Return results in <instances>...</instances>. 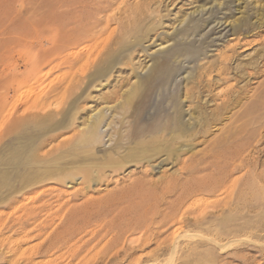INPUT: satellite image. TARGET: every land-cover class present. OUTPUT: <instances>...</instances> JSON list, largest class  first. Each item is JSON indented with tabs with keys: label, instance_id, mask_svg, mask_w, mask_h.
<instances>
[{
	"label": "rangeland",
	"instance_id": "rangeland-1",
	"mask_svg": "<svg viewBox=\"0 0 264 264\" xmlns=\"http://www.w3.org/2000/svg\"><path fill=\"white\" fill-rule=\"evenodd\" d=\"M125 1L105 10L113 17L110 28L117 30L102 61L78 76L61 113L44 119L17 104L6 136L0 129V264H264L263 101L231 147L213 158H204L203 152L218 126L201 129L178 151L179 144L166 147L169 138L163 136L159 145L148 144L150 151L136 149L139 156L111 167L104 158H116L108 139L119 114L111 127H103L107 135L99 150L89 153L93 162L69 147L78 141L84 122L100 110L108 109V116L120 107L137 111L136 129L163 108L171 111L173 99L185 97L184 88L215 61L243 18L256 29L243 26L250 31L244 38L250 43L236 48L231 67L251 66L264 48V0ZM75 3L0 0V28L14 29L19 37L35 31L48 37L41 25L49 19L44 12H77ZM119 24L126 30L118 29ZM19 48L27 57L25 48ZM66 58L42 69L47 75L32 87L34 94L66 75ZM252 77L251 92L240 105L264 86V74ZM246 82L235 81L240 86ZM172 90L176 94L169 98ZM57 123L62 132L38 137L44 127ZM66 141L68 147L60 145ZM32 146L36 148L30 151ZM84 167L94 173L83 179Z\"/></svg>",
	"mask_w": 264,
	"mask_h": 264
},
{
	"label": "bare ground",
	"instance_id": "bare-ground-1",
	"mask_svg": "<svg viewBox=\"0 0 264 264\" xmlns=\"http://www.w3.org/2000/svg\"><path fill=\"white\" fill-rule=\"evenodd\" d=\"M75 2V4L80 6L79 10L76 9L77 12H44L43 17L46 15L45 17L49 19L41 21V25L47 27L49 32L48 37L40 35L37 31L28 34V36L23 35L19 37L15 35L14 29H8L7 26L0 28V36L3 34L7 35L5 38L0 39V129H4L1 135L6 136L8 133V121L15 113L17 104L25 107L22 110L23 112L30 108L33 115H39L44 119L50 120L54 112L55 115L56 113H61L67 104L72 86L79 80L78 76H82L97 61H102L101 57L104 50L109 46L110 40L117 30L116 28H110L113 17L112 15H108L105 10L110 7L112 8L118 0H75ZM125 2V0H120L121 4H125ZM262 18L264 17L262 16ZM255 25L251 21H247L246 18L239 19L233 28L232 34L235 37L223 46V51L216 54L217 57L213 63L208 64L204 69L201 66L202 71L198 74V79L195 80L190 88H184L183 93L185 97L183 99H173L174 104L171 111L163 108L162 114L158 115V117H150V122L145 123L140 129H136L139 119L137 111L120 107L118 111L115 109L114 113H109L108 116V109L106 111L100 110L84 122L85 129L76 133L75 136L78 137V141L69 147L81 150L84 152L82 157L93 162L94 157H91L89 153L99 150L100 142L102 143L103 138L107 135H104L103 127H111L114 123V117L119 114L118 127H111L113 133L110 134L108 139V141H113L108 149L112 152L113 157L116 156V158H104L105 163H108L111 167L116 166L118 164L117 161L124 162V160L131 156H135V153H138L136 149L141 148L143 151H150L148 148L150 145L148 144L153 146L159 145L160 140L158 138H163V136L169 138L165 142L166 147L172 146L173 142L178 143V151L183 147L182 145H185L184 143L192 139L195 133L201 129L206 130L209 127L215 128L218 126L215 129L217 134H214V137L210 139V147L208 150H206L207 148L205 149L203 157L213 158L221 154V151L229 149L231 144L236 141L234 140L237 138L236 136L244 128L245 120L252 118L256 112L259 101L264 102V86L257 85L258 87L255 88L251 95H246L253 97L252 100L246 105L245 103L244 105H240L245 94L251 92V89H248L250 78L253 75L264 74V48L253 59L254 61L250 62L251 66L231 67V63L236 55V48L250 43L244 39L246 37L245 33L250 31L243 30V26L255 30ZM118 29L121 31L126 30L124 25L120 24L118 25ZM75 34L77 36L73 37ZM81 43L85 45L80 50H72V48ZM20 46H23L27 51V57H22ZM62 56L67 57V63L63 66L68 70V72H65L66 75L56 76L38 93L34 94L32 87L41 83L47 75V73L42 72V69ZM56 67L57 65L51 67L50 70ZM80 81L82 80L80 79ZM235 81L237 83L247 82L240 86ZM258 88H261L258 90L260 91L259 93L256 92ZM175 94L176 92L173 90L167 93L169 98H173ZM42 98L47 100L46 103H40ZM185 102L187 103V107L183 108ZM237 106H240L239 110L236 108ZM51 107H53L54 111L50 110ZM195 111H198V115L194 118L192 114ZM230 112L232 113L227 115ZM133 113H136L135 118L130 119ZM64 116L65 114L62 115V117ZM106 116L111 118L109 122H106ZM186 116L188 117L186 118ZM260 120L256 121L260 123ZM64 121L66 122V120ZM247 123L250 124L249 122ZM52 125L40 130L38 137L52 136L62 132L63 127L60 123ZM259 127L261 126L259 125ZM49 138L52 139L53 137ZM152 138L157 139L152 140ZM257 140H259V137ZM37 143L43 144L42 141ZM68 143L66 141L60 143V145L68 147ZM36 146L30 147V151L34 150ZM144 146L146 147L144 148ZM121 149L123 151L119 154L117 151ZM155 150L157 149L153 151ZM64 152H67V150H64ZM136 156L139 155L137 154ZM66 163L71 162L66 161ZM96 163L97 161L94 164ZM92 164L88 165V168L93 167ZM92 171L83 170L81 178L92 175L94 173ZM61 180L65 182L63 178Z\"/></svg>",
	"mask_w": 264,
	"mask_h": 264
}]
</instances>
